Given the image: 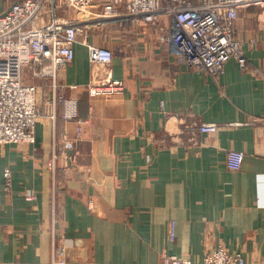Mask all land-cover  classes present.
I'll use <instances>...</instances> for the list:
<instances>
[{"label":"crops","instance_id":"1","mask_svg":"<svg viewBox=\"0 0 264 264\" xmlns=\"http://www.w3.org/2000/svg\"><path fill=\"white\" fill-rule=\"evenodd\" d=\"M17 1L0 0V15ZM72 13L65 18L79 17ZM163 26L167 19L93 28L55 80L23 69L41 115L33 143L0 145V264H53V243L65 249L64 264H163V254L198 263L219 245L262 264L264 6L241 8L234 25L246 69L231 59L216 79L161 44ZM86 42L110 49V66L91 65ZM108 77L124 82L123 95L90 97L88 84ZM200 123L219 129L199 134ZM231 150L244 154L238 171L227 167Z\"/></svg>","mask_w":264,"mask_h":264},{"label":"built area","instance_id":"2","mask_svg":"<svg viewBox=\"0 0 264 264\" xmlns=\"http://www.w3.org/2000/svg\"><path fill=\"white\" fill-rule=\"evenodd\" d=\"M56 1L20 0L0 15V145L34 142L35 125L41 114L36 107L35 87L22 81L23 69L34 66V76L55 80L59 69L73 61L75 42L80 37L85 42L93 28L125 21L135 28L140 24L156 25L167 19L169 26L160 28L159 42L169 44L173 55L195 71L216 79L231 59L241 70L246 69L247 59L241 42L235 37L234 25L241 8L252 4L264 6V0H61L63 13L60 14ZM46 3L49 9L44 13ZM70 9L79 15L73 21L64 15ZM45 17L49 19L46 26L43 25ZM87 48L91 65L110 66L113 60L110 49L88 44ZM124 89L123 81L109 77L102 82H90L87 86L89 96L93 98L119 97ZM57 100L62 102L63 98ZM63 102L72 108L73 101ZM72 111L63 118L68 121L76 119ZM48 117L55 120L54 114ZM260 123L264 137V118ZM85 124L77 121L78 135ZM193 128L199 134H215L219 125L200 123ZM191 142L194 143L195 138ZM63 147L69 151L71 143L65 140ZM262 148L264 155V139ZM56 159L53 155L47 165L52 174L55 173ZM243 160L242 152L231 150L227 154V167L238 171ZM3 175L8 187L10 171L5 170ZM25 197L35 199L31 193ZM93 207L90 203L88 209ZM173 239L172 226L169 240ZM64 252L63 247H56L53 243V264L65 263ZM162 261L163 264H252L246 262L241 254L229 252L220 245L209 250L198 263L168 254H163Z\"/></svg>","mask_w":264,"mask_h":264},{"label":"rangeland","instance_id":"3","mask_svg":"<svg viewBox=\"0 0 264 264\" xmlns=\"http://www.w3.org/2000/svg\"><path fill=\"white\" fill-rule=\"evenodd\" d=\"M75 15H77V13L75 12V13H72L71 15H70V17L72 18V17H75Z\"/></svg>","mask_w":264,"mask_h":264}]
</instances>
